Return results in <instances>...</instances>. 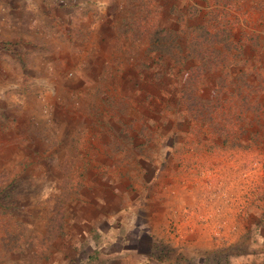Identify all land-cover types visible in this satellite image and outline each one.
<instances>
[{"label":"rangeland","instance_id":"obj_1","mask_svg":"<svg viewBox=\"0 0 264 264\" xmlns=\"http://www.w3.org/2000/svg\"><path fill=\"white\" fill-rule=\"evenodd\" d=\"M133 1H137V7H143L130 12L137 19L143 17L133 28L143 40L140 47L143 43L147 47L152 30L162 31L153 24L152 17L150 23L146 22L147 12L141 2L150 6L156 15L159 5H164L171 21L166 29H178L176 40L182 49L185 42L181 29L188 31L189 25L204 20L222 29L221 38L213 43L219 51L217 59L201 58V68L197 69L196 58L178 57L172 71L160 74L166 86V103L157 108L155 102L146 111L166 115V120L140 124L142 128L148 124L149 130L154 131H161L162 124H166L167 137L158 140L156 132L150 133L151 144L163 145L167 139L174 145L180 140L181 161L187 162L181 168L183 182L189 184L193 182L190 180L197 179L213 200L197 204L183 202L182 235L178 241L172 230L173 216L167 221L162 218L154 226L151 212L145 211L143 204L139 208L140 201L136 198L111 202V211L97 218L98 225L91 220L86 222V218L79 225V214L92 219L90 211L94 210V202L87 201V198L93 200L92 192L104 188L107 192L115 189L117 196L140 192L136 177H141L142 168L137 160L144 157L152 165L157 157H161V162L165 160L167 154L158 152V148L149 153H130L118 148L120 154L110 167L89 170L88 161L98 155L69 151L63 148L62 138L50 134V121L45 115L52 112L53 102L61 105L60 95L53 96L44 87L8 89L7 94L0 96V188L10 189V195L0 201V264H50L52 260L79 264V260L98 259L104 240L101 232L108 222L128 223L127 227L123 226L128 237L124 244L136 242L140 249L146 250L142 255L151 264H252L249 260L264 258V248H253L250 241V237L252 241L259 239L260 225L247 226L243 222L244 231L236 229L243 219L256 220L251 211L248 214L239 211L243 200L251 205L254 200L264 207V0ZM170 5L174 6L173 13L166 9ZM243 69L244 84L240 85L236 77ZM38 75V78L54 79L56 74ZM254 84L262 86L256 94L263 102L257 117L244 99L245 95L252 96L251 89H247ZM182 88L190 93L186 96L180 92ZM180 114L184 117L177 119L175 115ZM40 126L44 127L42 131ZM178 127L181 130H176ZM202 160L208 164L198 167L197 162ZM133 164L138 167H132ZM87 171L96 184H83ZM119 205L123 209L117 211ZM189 206L197 208L194 214H189ZM56 227L61 228L60 233ZM202 229L208 234L203 230L196 238L192 237L194 230ZM149 230L151 234L157 233L147 242L134 238L137 232ZM161 231L162 239L159 238ZM147 244L149 247L145 249Z\"/></svg>","mask_w":264,"mask_h":264},{"label":"crops","instance_id":"obj_2","mask_svg":"<svg viewBox=\"0 0 264 264\" xmlns=\"http://www.w3.org/2000/svg\"><path fill=\"white\" fill-rule=\"evenodd\" d=\"M141 3L144 8L148 7L144 2ZM136 7L137 1L133 0H64L61 4H54L50 0H0V96H4L10 90L42 87L47 88L53 96L60 95L61 105L53 102L56 105L53 104L52 112L45 115L50 121V134L52 137L62 138L63 148L67 147L69 151H82L86 156L98 155L95 160L88 161L91 166L86 165V168L89 170L110 167L120 154L118 148H124L130 153H149L154 148H158V152H172L174 163L171 164L167 158L162 162L159 160L156 162L159 171L156 172L158 174L155 181L159 188L164 189L161 192L163 207L159 206L161 208L159 209L151 203L149 210L151 218H154V226H158L162 218L167 221L173 216L172 230L173 234H177L174 236L178 241V236L182 235L180 222L183 202L197 204L204 200H213V196L209 192H201L203 186L197 179L190 180L193 182L189 184L183 182L181 168L187 162L183 164L181 161L183 146L180 140L175 141L178 144L174 143L169 151L166 150L167 147L151 144L150 139L147 140L150 133L154 132L158 140L167 137L166 124H162L161 131L149 130L148 124L145 128L140 127V124L149 121L166 120V115L158 112L157 115H153L146 110L155 102L157 108L165 105L166 86L160 74L168 67L150 60V54L146 53L148 56L145 54L147 52L145 43L140 47L143 40L136 36L135 30L133 31L135 25L139 23L130 12L143 10V7L142 5L137 9ZM166 9L172 12L174 6L170 5ZM157 12H159L157 25L166 28L171 21L168 19L169 15L165 14L163 4L159 5ZM145 20L149 23V17L146 15ZM50 73L56 74L54 79H42L37 76ZM27 77H30V80L26 79ZM40 127L42 131L44 127ZM170 130L172 129H168ZM176 130L181 129L178 127ZM87 138L90 139L87 141ZM167 141L164 140L163 143ZM167 144L171 146L170 142ZM138 157L137 155V159ZM137 161L141 164L144 185L148 177L154 173L155 166L144 157ZM132 167L136 168L138 165L133 164ZM83 179V184H96L95 178H92L88 171ZM111 180L113 185L117 184L114 176ZM92 195L93 200L87 198V201L94 202V210L90 211L92 219L79 214L77 217L79 225L85 218L88 219L86 222L91 220L98 225L97 218L101 219L109 210L111 211V202L137 199V193L125 196L119 193L117 196V191L113 188H110V192L104 188L92 192ZM150 197L149 193L148 197L143 194L142 200L154 202L155 200ZM253 202L251 205L243 200L239 211L242 214L251 211L256 220L252 223L243 219L239 221L236 229L242 232L243 222L247 226L259 224L262 239L252 241L250 237V241L253 248L262 249L264 207L257 205V201ZM195 207L189 206V214L196 211ZM116 208L117 211L123 209L120 205ZM201 210L207 211V208ZM258 218H262L259 223ZM127 224L108 222L101 232L104 239L100 246L101 257L79 260V264H144V262L151 264L147 263L148 260L142 255L146 254V250L140 249L136 242L129 246L124 244L128 237L127 230L124 231L125 228L122 226L127 227ZM152 230L147 232L151 234ZM203 230H194L192 237L196 238ZM203 233L208 234L206 230ZM155 234L151 235L156 236ZM161 235L162 231L159 234L160 239ZM149 237L147 233L141 232L139 241L147 242ZM148 247L147 244L145 249ZM259 255L261 258V252ZM66 262L53 260L52 264ZM250 262L264 264V258L249 260Z\"/></svg>","mask_w":264,"mask_h":264},{"label":"trees","instance_id":"obj_3","mask_svg":"<svg viewBox=\"0 0 264 264\" xmlns=\"http://www.w3.org/2000/svg\"><path fill=\"white\" fill-rule=\"evenodd\" d=\"M141 7V5H140ZM150 6L146 7V17H149V23H150V18H153V24H157V15L156 13H152L150 11ZM190 10V8H189ZM134 11V10H133ZM136 11V10H135ZM140 11V10H139ZM152 13V14H151ZM173 13V12H172ZM141 16V15H140ZM135 20H140L135 18V16L133 15ZM207 23H209V25H207ZM160 30L162 31H157L154 32L153 30L148 34V41L149 43L147 44L146 47V53L150 54V57L153 58V60L151 59L152 62H160L165 64V62L167 64H165L168 68H166V70L164 72H169L170 70L172 71V69H174L175 64L177 63V61H179V59H177L178 57L181 58V60L186 59V58H196L198 60L197 65L195 66L197 69L201 68V63L199 62L201 60V58H205L210 56L213 60L217 59L219 51L217 50L215 46V44H213L216 40H218L219 38H221V31L222 29H217L215 25H213L211 22H207V21H202L199 23H194L188 26V31H182V29L180 30L181 32H183V37H184V49L181 48V46L178 44L177 42V36H178V29L175 28H163V27H159ZM210 54V55H209ZM147 55V54H146ZM148 56V55H147ZM167 59V60H165ZM238 76L236 77L237 83L240 85L244 84V77H245V71L244 69L238 72ZM187 83H189L187 81ZM188 85V84H187ZM259 87L262 88L261 84H258L255 86V84L253 86H250L247 90L251 89V94L252 96H247L244 97V99L248 100L247 103V107L250 108V112H252L253 116L257 117L259 115V113L261 112V106H262V101H260L258 99V96H256V94L258 95L259 91ZM180 92H183L186 94H189L190 92L187 91L186 89L182 88L180 90ZM187 99V98H186ZM226 114V113H225ZM228 115V114H226ZM177 117V119H179L180 117H184V115H175ZM149 140V138L147 139ZM167 141V139L165 140ZM170 141H167V143ZM167 143H163V147L167 149L166 150H170L169 148H172L173 146V142H170L171 146H168L169 144ZM183 143V142H182ZM181 144V141H180ZM172 153V152H171ZM165 154V153H164ZM167 155H165L164 157L167 158L171 164L174 163V159L173 155H168V152H166ZM158 160L161 159V157H157ZM151 162V160H149ZM155 161V168L153 170V174L151 176L148 177L147 179V183L143 185L144 183V178L143 175H141V177H136L137 182H139L140 184V189L141 191L138 192L137 191V199L139 200V205L138 207L140 208V205L145 206V211L151 209L150 204L154 203L155 206L159 209H161L160 207H163V195L161 194V192L164 191V189H161L157 186V183L155 181V177L159 171V167L158 164L156 165ZM161 162V161H159ZM207 162L205 161H200L199 164L197 163V166L201 167V166H206ZM153 165V164H152ZM197 167V168H198ZM203 192V190L201 191ZM208 192V191H206ZM148 193L151 194V199H154L155 201L153 202V200H142L143 194H146L148 197ZM10 195V189L6 188V187H1L0 188V201L4 200L6 196ZM144 202V203H143ZM172 205V204H171ZM2 206V203L0 202V208ZM160 206V207H159ZM150 211V210H149ZM61 212V211H60ZM150 221V218H149ZM151 223V222H150ZM123 227V226H122ZM124 228V227H123ZM56 229L59 231L57 233H60L61 228L60 227H56ZM144 233V232H143ZM148 232H145L144 234H146ZM151 233V232H150ZM136 234L138 235H134V238H138L141 235V232H137ZM150 236V237H149ZM146 237V236H145ZM143 237V238H145ZM148 237L151 239L153 238L151 234L148 233ZM259 240L262 239V236H258ZM53 261V260H52ZM52 261L50 262V264H52ZM67 264V262H66Z\"/></svg>","mask_w":264,"mask_h":264},{"label":"built area","instance_id":"obj_4","mask_svg":"<svg viewBox=\"0 0 264 264\" xmlns=\"http://www.w3.org/2000/svg\"><path fill=\"white\" fill-rule=\"evenodd\" d=\"M54 4H61L64 2V0H50Z\"/></svg>","mask_w":264,"mask_h":264}]
</instances>
